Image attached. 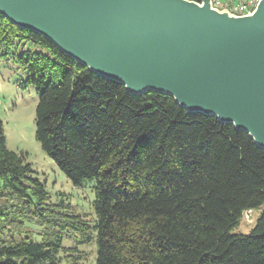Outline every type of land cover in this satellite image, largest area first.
Returning <instances> with one entry per match:
<instances>
[{
    "label": "trees",
    "instance_id": "1",
    "mask_svg": "<svg viewBox=\"0 0 264 264\" xmlns=\"http://www.w3.org/2000/svg\"><path fill=\"white\" fill-rule=\"evenodd\" d=\"M0 55L39 93L43 150L75 185L95 180L96 264H264V147L249 132L164 92L133 93L1 12ZM259 207L249 234L230 232ZM69 228L89 224L50 202L0 116V264H81L63 246Z\"/></svg>",
    "mask_w": 264,
    "mask_h": 264
},
{
    "label": "water",
    "instance_id": "2",
    "mask_svg": "<svg viewBox=\"0 0 264 264\" xmlns=\"http://www.w3.org/2000/svg\"><path fill=\"white\" fill-rule=\"evenodd\" d=\"M0 12L129 91L169 94L264 147V0L246 15L210 0H0Z\"/></svg>",
    "mask_w": 264,
    "mask_h": 264
},
{
    "label": "rangeland",
    "instance_id": "3",
    "mask_svg": "<svg viewBox=\"0 0 264 264\" xmlns=\"http://www.w3.org/2000/svg\"><path fill=\"white\" fill-rule=\"evenodd\" d=\"M222 11V10H219ZM27 73L13 56L0 55V116L4 121L7 146L11 150L24 152L26 161L31 163L34 176L44 183L50 195V202L71 206L89 224L83 232L69 228L64 231L63 246L74 247L71 253L80 255L79 263L96 264L97 259V215L95 212V180H85L75 185L59 168L55 160L42 148L36 138V107L39 93L32 85H26ZM263 208L246 210L240 221L230 232L249 234L257 224ZM27 233L39 240L42 226L35 220H27ZM17 237L18 234H16ZM64 256V254L62 253ZM71 258L64 256V262Z\"/></svg>",
    "mask_w": 264,
    "mask_h": 264
},
{
    "label": "built area",
    "instance_id": "4",
    "mask_svg": "<svg viewBox=\"0 0 264 264\" xmlns=\"http://www.w3.org/2000/svg\"><path fill=\"white\" fill-rule=\"evenodd\" d=\"M214 8L233 15L251 14L260 0H210Z\"/></svg>",
    "mask_w": 264,
    "mask_h": 264
}]
</instances>
